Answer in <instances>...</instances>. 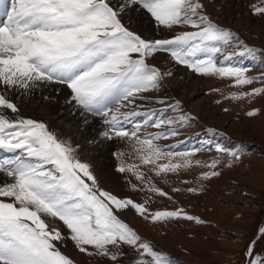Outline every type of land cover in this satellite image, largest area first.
Segmentation results:
<instances>
[{
  "label": "snow or ice",
  "instance_id": "snow-or-ice-1",
  "mask_svg": "<svg viewBox=\"0 0 264 264\" xmlns=\"http://www.w3.org/2000/svg\"><path fill=\"white\" fill-rule=\"evenodd\" d=\"M249 7L252 15L264 17V0ZM205 9L201 0H117L115 4L112 0H0V149L19 153L0 161V173L10 178L0 183V264H75L58 246L66 239L80 253L107 257L113 264H121L124 246L135 253L134 264H179L119 213L131 209L152 223L185 220L203 225L206 221L183 208L150 211L148 199L140 203L101 188L90 165L75 157V149L44 122L22 117L8 93H26L39 84L67 88L82 113L103 119L106 139L131 143L140 164H127L125 153L118 152L116 171L131 173L143 185L133 184V190L147 189L171 200L140 165H151L157 176L199 167L207 169L199 180L210 181L240 161L244 147L242 142L231 148L216 144V152L231 159L210 162L194 158L199 148L162 147L158 141L179 136V129L194 117L182 111L166 117L169 109L181 110L178 100L162 109L146 106L166 104L145 93L158 90L164 77L172 75L150 64L149 58L165 53L194 73L231 79L234 88L264 82V73L249 76L248 68L231 64L236 55L255 57L264 52L217 24ZM129 11L143 13L157 28L175 35L153 39L131 30L122 22ZM178 28L192 30L177 32ZM236 48L238 53L233 51ZM259 95H264V87L232 92L225 98L251 100ZM258 113L252 109L247 115ZM148 128L160 131L149 133ZM207 131L217 134L213 128ZM203 190L202 184L187 188L194 194ZM258 240L264 241V226L245 248L246 264H264V255L256 252Z\"/></svg>",
  "mask_w": 264,
  "mask_h": 264
},
{
  "label": "rangeland",
  "instance_id": "rangeland-1",
  "mask_svg": "<svg viewBox=\"0 0 264 264\" xmlns=\"http://www.w3.org/2000/svg\"><path fill=\"white\" fill-rule=\"evenodd\" d=\"M201 2L206 5V13L213 21L235 31L249 46L264 52V17L252 15L249 7L256 0ZM112 3H117V0H112ZM122 22L131 30L153 39L175 35L157 28L146 15L135 11L124 15ZM190 30L192 29L178 28L177 32ZM233 51L238 53L239 49ZM149 63L159 67L162 72H171L172 75L164 77L158 90L145 93L152 101L164 99L166 104L148 102L146 106L162 109L178 100L181 110L169 109L166 117H177L181 111L194 117L190 125L179 129V136L158 141L162 147L179 145L176 151L202 149L194 158L206 162L213 159H231L217 153L216 144L231 148L242 142L244 147L240 161L230 169L223 168L222 175L210 181L199 180L201 172L207 170L199 167L157 176L151 171V165H140V170L153 184L168 193L171 200L167 196L161 197L148 192L147 189L133 190V184L138 187L143 185L131 173L116 171L120 163L116 158L118 152L125 153L124 160L127 164H140V161L129 141L118 138L108 140L103 136L107 126L100 116L82 113L81 109H76L70 97L61 103L62 108H66L64 111H57V115H48L46 110L38 107L35 110L58 139L75 149V157L90 165L101 188L121 198H131L140 203L148 199L147 206L150 211L183 208L189 214L206 221L203 225L185 220L152 223L131 209L119 213L122 220L144 239L152 242L157 249L171 254L179 264H246L245 248L256 237L258 228L264 226V95L251 100H231L225 97L232 92L264 87V82L256 81L251 85L234 88L231 86V79L194 73L175 63L165 53L155 54L149 58ZM231 64L248 68L249 76L255 77L264 73V55L261 53H257L255 57L236 55ZM10 99L18 108L23 105L19 99ZM43 100L46 102L47 99ZM50 102L51 105L55 104L54 100ZM252 109H258L259 113L249 117L247 112ZM94 119L99 122L97 128L91 123ZM73 124L77 126H72ZM209 128L215 129L217 134L209 133ZM145 131L154 133L160 130L148 128ZM219 133L225 135L221 136ZM187 141L190 143L186 144ZM6 157L0 155V161L6 160ZM164 162L166 161H160ZM201 184L203 191L195 194L187 191L188 187L200 188ZM174 188L181 190L175 192ZM62 231L66 234V230ZM58 246L75 264H113L107 257H89L80 253L70 239ZM123 252L124 255L120 257L121 264H134L133 250L124 246ZM256 252L264 255V241H257Z\"/></svg>",
  "mask_w": 264,
  "mask_h": 264
},
{
  "label": "bare ground",
  "instance_id": "bare-ground-1",
  "mask_svg": "<svg viewBox=\"0 0 264 264\" xmlns=\"http://www.w3.org/2000/svg\"><path fill=\"white\" fill-rule=\"evenodd\" d=\"M70 90L67 88L56 85V84H39L37 87L31 89L28 92H23L22 90H16L15 92H9L8 97L9 98H16L19 99L23 105L19 108V114L24 118H31L36 119L38 121H42V117H39V112L35 110V108H41L46 110L49 114L57 115V111H64V108H62L61 103L67 101ZM43 98H46V102H43ZM49 100V101H48ZM50 100H54L55 104H52ZM71 100V99H70ZM27 102V103H26ZM74 104V102H72ZM29 104V105H28ZM26 108L28 111H25ZM62 108V109H61ZM78 107H76L77 109ZM91 123L97 128L99 127V122L95 119L91 121ZM72 126H77V124H73ZM128 128L131 127V125H126ZM82 136V135H81ZM4 154H6V159H12L14 156H16L17 153H13L11 151H8L6 149H1ZM10 178H8L5 175H0V183L9 181Z\"/></svg>",
  "mask_w": 264,
  "mask_h": 264
}]
</instances>
